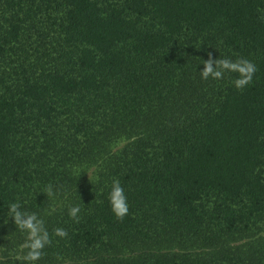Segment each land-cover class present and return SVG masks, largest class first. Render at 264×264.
<instances>
[{
	"label": "trees",
	"instance_id": "trees-1",
	"mask_svg": "<svg viewBox=\"0 0 264 264\" xmlns=\"http://www.w3.org/2000/svg\"><path fill=\"white\" fill-rule=\"evenodd\" d=\"M221 59L251 82L203 79ZM11 203L36 264H264V0H0V264H27Z\"/></svg>",
	"mask_w": 264,
	"mask_h": 264
},
{
	"label": "clouds",
	"instance_id": "clouds-1",
	"mask_svg": "<svg viewBox=\"0 0 264 264\" xmlns=\"http://www.w3.org/2000/svg\"><path fill=\"white\" fill-rule=\"evenodd\" d=\"M204 70L201 72L203 79H208L210 76L214 79H221L225 72H235L239 74L234 83L236 88L242 89L252 80L253 73L256 71L255 66L246 60H238L232 62L227 59H221L216 62L215 69L212 66V61L204 62ZM49 194L51 190L49 189ZM109 201L114 215L118 219H123L129 211V204L124 188L118 179L113 180L111 191L109 193ZM80 212L79 207H72L69 215L73 218H78ZM9 215L14 221V224L21 230L27 233V242L20 245L16 259L27 262V264H36L42 256V250L50 243L49 235L44 227V223L35 213L28 214L21 211L19 203H11L9 205ZM56 234L63 237L67 233L63 229H57ZM27 249L26 254L23 251Z\"/></svg>",
	"mask_w": 264,
	"mask_h": 264
},
{
	"label": "rangeland",
	"instance_id": "rangeland-1",
	"mask_svg": "<svg viewBox=\"0 0 264 264\" xmlns=\"http://www.w3.org/2000/svg\"><path fill=\"white\" fill-rule=\"evenodd\" d=\"M128 142H129L128 140L123 139V140H121V141H119V142L117 143V145L115 146V148H116V149H120V148L124 147ZM18 252H19V250H17V254H18ZM20 254L23 255V254H25V253H24V251H23V253H20ZM2 256H4V254H2V253L0 252V258H1Z\"/></svg>",
	"mask_w": 264,
	"mask_h": 264
}]
</instances>
